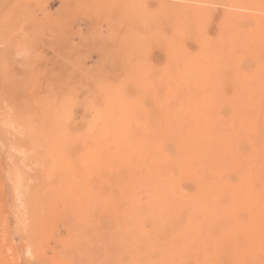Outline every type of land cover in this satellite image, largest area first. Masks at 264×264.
I'll return each mask as SVG.
<instances>
[{"label":"rangeland","instance_id":"374dc122","mask_svg":"<svg viewBox=\"0 0 264 264\" xmlns=\"http://www.w3.org/2000/svg\"><path fill=\"white\" fill-rule=\"evenodd\" d=\"M218 1L200 3L211 12L194 18L184 16L193 7L173 0H0V264L121 262L112 215L103 209L109 187L99 181L96 124L135 122L141 145L145 124L170 106L165 92L176 69L166 51L170 41L199 56L203 40L212 53L203 48L202 58H221L230 36L245 35L246 43L256 36L250 19L225 21L224 4L231 2ZM254 53L263 54L243 49V66L255 65ZM9 168L21 176V199ZM181 189L191 195L198 187ZM181 204L162 202L174 224ZM169 235L161 231L159 238ZM224 260L213 264H232Z\"/></svg>","mask_w":264,"mask_h":264},{"label":"bare ground","instance_id":"6f19581e","mask_svg":"<svg viewBox=\"0 0 264 264\" xmlns=\"http://www.w3.org/2000/svg\"><path fill=\"white\" fill-rule=\"evenodd\" d=\"M173 1L193 7L184 16L194 18L211 12L199 6L203 1L214 7L220 4L218 0ZM228 1L225 7L243 12L223 7L228 12L223 19L235 24L250 19L256 36L252 33L246 43L244 34H234L229 45L220 38L231 47L221 58L206 51V42L200 40L202 53L212 55L204 54L206 63L198 59L201 52L188 55L179 43L170 41L166 51L176 62L165 92L170 106L160 108V120L145 124L141 145L135 122L96 124L101 147L99 181L103 188L107 183L109 187L101 197H109L103 209L113 218L114 247L123 257L118 256L119 264L125 263V256L126 264H189L191 259L192 264H213L220 257L232 264H264V0ZM239 46L263 54L254 53L255 65L245 67ZM7 173L14 178V190L21 199V176L10 168ZM191 184L198 189L187 195L181 186ZM142 189L146 201L141 198ZM169 199L182 203L175 211V224L162 207ZM18 209L21 225L24 207ZM166 230L170 235L163 242L159 234Z\"/></svg>","mask_w":264,"mask_h":264}]
</instances>
